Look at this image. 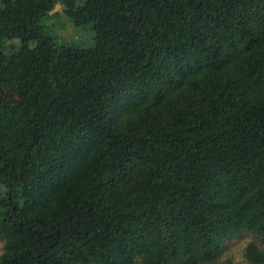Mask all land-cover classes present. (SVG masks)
<instances>
[{
	"label": "trees",
	"instance_id": "trees-1",
	"mask_svg": "<svg viewBox=\"0 0 264 264\" xmlns=\"http://www.w3.org/2000/svg\"><path fill=\"white\" fill-rule=\"evenodd\" d=\"M1 93L0 264H264V0H0Z\"/></svg>",
	"mask_w": 264,
	"mask_h": 264
},
{
	"label": "rangeland",
	"instance_id": "rangeland-1",
	"mask_svg": "<svg viewBox=\"0 0 264 264\" xmlns=\"http://www.w3.org/2000/svg\"><path fill=\"white\" fill-rule=\"evenodd\" d=\"M134 1V0H131ZM53 9V8H52ZM60 10V4L57 5L53 10L49 13L56 12ZM62 21L64 23L62 24ZM51 25L48 31V36L45 38L51 43L52 48L53 44H56L63 50L66 51V48L69 45H77L81 44L88 38V33L83 32L80 28L73 26L69 20H66L65 17L61 16L59 18H55L50 20ZM38 46L42 47V42H38ZM7 91H4V94H7ZM2 95V93L0 94ZM245 238H240L238 241L233 243L228 248L222 251L221 257H231L234 260H238L240 257V251L244 244Z\"/></svg>",
	"mask_w": 264,
	"mask_h": 264
},
{
	"label": "water",
	"instance_id": "water-1",
	"mask_svg": "<svg viewBox=\"0 0 264 264\" xmlns=\"http://www.w3.org/2000/svg\"><path fill=\"white\" fill-rule=\"evenodd\" d=\"M57 5H59V2H56V3L54 4L53 9H54ZM53 9H52V10H53Z\"/></svg>",
	"mask_w": 264,
	"mask_h": 264
}]
</instances>
